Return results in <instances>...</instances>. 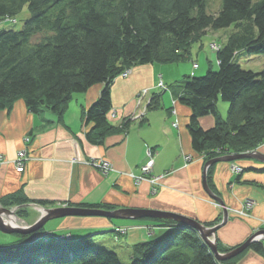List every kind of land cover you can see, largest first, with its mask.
<instances>
[{"label":"trees","instance_id":"1","mask_svg":"<svg viewBox=\"0 0 264 264\" xmlns=\"http://www.w3.org/2000/svg\"><path fill=\"white\" fill-rule=\"evenodd\" d=\"M220 1L218 13L209 15L206 0H0V19L28 11L18 31L0 27V112L11 111L22 100L31 114L47 112L61 122L75 94L101 85L99 97L82 112L85 125L92 124L86 138L101 144L131 121L125 118L118 126L108 121L116 77L137 65L189 60L194 38L233 26L234 32L215 51L217 71L184 76L170 86L182 90L177 99L191 111L186 127L191 147L204 164L218 156L256 151L264 144V69L243 70L237 59L244 54L264 56V0ZM36 36L40 39L32 41ZM219 97L228 103L225 119L216 108ZM158 98L153 95L146 110L157 108ZM207 115L215 119L214 126L202 130L198 119ZM214 166L206 171V183L218 196L211 182ZM26 203L15 194L1 199L0 207L16 208L22 220ZM219 219L202 225L215 227ZM145 220L165 231L134 243L129 264H234L247 250L264 256V242H252L242 254L219 263L193 228L166 219ZM42 232L16 234L14 243L0 245V264H122L116 252L94 244L93 234L67 240ZM215 247L219 254L236 249L220 247L217 241Z\"/></svg>","mask_w":264,"mask_h":264},{"label":"crops","instance_id":"2","mask_svg":"<svg viewBox=\"0 0 264 264\" xmlns=\"http://www.w3.org/2000/svg\"><path fill=\"white\" fill-rule=\"evenodd\" d=\"M163 67L159 63L137 65L130 68L126 77L118 76L113 80L110 102L116 117L108 119L112 125L118 126L130 115L143 113L142 109L153 95H159V106L145 109L140 119L129 121L125 130L109 134L98 145L86 138L92 124L85 125L82 112L99 97L101 85H95L85 94L74 95L61 122L47 112L31 114L22 100L16 101L11 111H1L0 157L4 161L0 165V200L15 194L27 200L22 206L27 225L37 220L41 210L64 205L155 210L188 217L201 224L216 222L220 217L219 224L222 209L203 189L204 162L192 150L186 129L191 111L178 102L177 96L182 90L170 86L184 76H194L200 66L194 69L191 64L189 73L180 78L168 77L166 71L169 70ZM160 83L163 88L159 87ZM144 90L147 95L136 109L135 100ZM198 120L202 130L213 127L215 122L210 115ZM23 149L27 160L24 171L17 173L13 159ZM256 151L264 154V144ZM150 159H153L152 171L145 176L141 167ZM99 160L111 164L108 174L103 175L88 164ZM234 165L244 169L240 176L231 172L229 162H219L213 167L211 182L218 196L214 195L221 199L228 212L240 210L246 200L255 205L248 218H238L229 212L227 222L214 234L215 242L228 250L238 248L257 230L264 229V170H261L264 163L245 159ZM153 176L163 178L151 185L149 179ZM137 178L142 180L136 183ZM36 201L47 202V205L32 204ZM140 221L144 223L127 227L130 232L120 236L118 243L124 239L130 249L134 243L155 238L165 231L153 221ZM123 226L105 218L66 217L48 221L42 233L78 238L110 232L113 239L114 228ZM146 227L152 231H147ZM234 264H264V256L247 250Z\"/></svg>","mask_w":264,"mask_h":264},{"label":"rangeland","instance_id":"3","mask_svg":"<svg viewBox=\"0 0 264 264\" xmlns=\"http://www.w3.org/2000/svg\"><path fill=\"white\" fill-rule=\"evenodd\" d=\"M220 4H221L220 0H206L205 12H207V14H209V15L210 14H217L218 13L217 11L220 8ZM27 17H28V11L26 9H23V12L21 14H18V16H16L15 18H9L10 19L9 22H4L3 19H0V27H4V28L10 27L11 29L18 31L22 27V23H23L22 20H24ZM232 32H234L233 26L228 27V28H221L219 30L210 29V30H207L204 34L200 35L199 38H194L192 40V42L190 43L191 46H190V49L188 52L189 60L181 61L179 64H169V65L165 64L164 65L163 68H165L166 70H169V71H166V74L168 72V77H170V76H174L173 78L182 77V75L184 73H189V71L191 70V64L193 66V64H195V63L198 66H200V69L196 70V74L194 75V77H202L203 75L206 74L208 69H211L213 71H217L218 65H217V60H216V55H215L216 54L215 48L219 49L222 45H224V43L226 42V39L232 34ZM39 39H40V36H36L32 41L36 42ZM214 46H215V48H214ZM237 62H238V64H240V66L243 70L244 69L250 70L253 73L261 72L264 69V56L263 55L249 56V55L244 54V55L240 56V58L237 59ZM193 68H194V66H193ZM194 69H196V68H194ZM161 88H163V87H161ZM175 89L177 91H181V88H179V89L175 88ZM75 96H76V94H75ZM149 103H150V98H149V102L146 103V109H147V106L149 105ZM216 108H218L219 113H221L223 116V119H225V117L227 115V111H228V103H226L225 101L223 102L221 97H219ZM227 155H231V154H227ZM227 155H224V156H227ZM224 156H218V157H224ZM201 157L203 159V156H201ZM216 158H214V159H216ZM230 164L234 165L235 162H230ZM205 165H206V163L204 164V167H205ZM209 167L206 168V171ZM11 211H13V213L15 212L14 209H12ZM15 217H16V223L20 227L21 226L25 227V225H27V223L25 222L26 219H24V218L22 220L18 219L16 216V213H15ZM4 218L7 220L6 216ZM95 218H99V217H95ZM101 218H103V217H101ZM110 221H112V220H110ZM113 221L119 225H122V226L124 225L122 228L121 227L114 228V230H116L117 232L113 236V239H111L112 237H111L110 232H106V233L102 234V236L93 237V239H94L93 242L97 247H100V248L105 247L110 251L116 252L118 257H119V260L122 264H129L128 259L131 255V252L128 251L129 248L125 245L126 241L124 239L121 240L122 243H118L119 236L117 234L122 235V236H123V234H128L131 229H129L127 227H129V226L132 227L134 225H139V224L142 225V223H144V221H140V220H133V221L113 220ZM263 227H264V225H263ZM123 229L125 230V232L123 234H121L120 230H123ZM146 229H147V231H150V230L152 231L151 228L148 229L146 227ZM262 229H260L258 231H262ZM14 238H16L15 235H7V234L4 235L0 232V245H5L6 242L12 241ZM212 238L214 239V237H212ZM258 238H259V242L262 243V240L264 241V236H259ZM113 245H116V247H114Z\"/></svg>","mask_w":264,"mask_h":264},{"label":"water","instance_id":"4","mask_svg":"<svg viewBox=\"0 0 264 264\" xmlns=\"http://www.w3.org/2000/svg\"><path fill=\"white\" fill-rule=\"evenodd\" d=\"M245 159H253L257 161H261L264 163V154H261L260 152L258 153L257 151H251L248 153H241L237 155H227L224 157H217L216 159L209 160L206 162V165L203 170V176H202V184H203V189L206 194L215 202L216 204H219V206L222 209V215L223 218L221 222L216 225L215 227L211 228H206L203 226L201 223L198 221L196 222L195 220H192L190 218H186L180 215H175L172 213L168 212H159V211H149V210H137V209H117V210H111V211H106L103 209H96V208H84V207H58V208H47L41 210V215L37 218L36 221L33 222L31 225H27L25 227H20L16 226L13 227L11 225L6 224L3 221V217H5V214H13V211L9 209H3L0 207V232L4 235H23L26 236L27 234H32L35 232H38V230L43 229L47 224L48 221L50 220H58V218H69V217H103L108 220H144V219H160V220H171L174 222H179L185 226H189L196 230L200 237L206 242L207 246L210 248L214 258L221 263L224 261L231 260V258H234L245 250H247L252 244V242H259V236H264V229L262 231H257L254 234H252V237L247 239L244 243H242L238 248L231 250V252L226 253V254H219L217 251V247H215V241L212 238L216 231L223 226L227 220H228V215H227V209L225 207V204L221 201L219 197H216L214 194H212L208 188V185L206 183V168L212 165H216V163L219 162H238V160H245ZM60 237V236H59ZM58 237V238H59ZM63 237V236H61ZM66 237V236H65ZM69 238V237H67ZM213 239V240H212Z\"/></svg>","mask_w":264,"mask_h":264},{"label":"built area","instance_id":"5","mask_svg":"<svg viewBox=\"0 0 264 264\" xmlns=\"http://www.w3.org/2000/svg\"><path fill=\"white\" fill-rule=\"evenodd\" d=\"M3 20H4V22H9L10 21L9 18L3 19ZM214 48H215V46H214ZM216 49L217 48H215V50ZM193 66H194V68H197V66L195 64H193ZM127 74H128V72H124L120 76L121 77H126ZM159 87H163L162 83L159 84ZM146 95H147V91L146 90H144V91H142V92H140L138 94V96H137V98L135 100L136 101V109H139L140 105L143 102L142 99ZM145 109H146V107L142 109L143 110V113H141V114L139 113V115H137V116L135 114H132V115L129 116V118L132 119V120L133 119H140L144 115ZM115 117H116V114L113 111H110L109 119H112L113 120ZM173 126H177V124L176 123H173ZM26 160H27V158H26V155H25V151L24 150L21 151V152H19L17 154L16 158L13 161L14 167H15V170H16L17 173H22L24 171L23 168H24V163H25ZM3 161H4L3 159H0V165L3 163ZM88 164L91 167H94L95 169H97L98 171H100L103 175L108 174L111 171V169H112L111 164L108 163L107 161H104V160L90 161ZM152 167H153V159H150L145 164H143V166L141 167V173L143 175H145V176L149 175L151 173V171H152ZM231 172H233L234 174L238 175L239 173L242 172V168L240 166L231 165ZM162 178L163 177H161V176L160 177H154L153 176V177H151L149 179V183L151 185H156V184L159 183V181ZM141 180H142V178H137L136 179V183L137 182H140ZM254 205H255V203L253 201L246 200V201L243 202V205L240 208V210H230L229 212L232 213V214H234L238 218H240V217H242V218H248L250 216L249 212L253 208ZM124 232H125L124 229L123 230H120V233L121 234H123ZM59 238L60 239L65 238L67 240L69 239V238H67L65 236H63V237L60 236Z\"/></svg>","mask_w":264,"mask_h":264},{"label":"bare ground","instance_id":"6","mask_svg":"<svg viewBox=\"0 0 264 264\" xmlns=\"http://www.w3.org/2000/svg\"><path fill=\"white\" fill-rule=\"evenodd\" d=\"M130 71V69H128L126 72H129ZM141 106V105H140ZM142 111V110H141ZM132 120V119H131ZM134 120V119H133ZM24 150V149H23ZM18 154V153H17ZM17 156V155H16ZM16 158V157H15ZM14 158V159H15ZM0 159H3V157H0ZM14 159H13V161H14ZM91 167V166H90ZM94 168V167H93ZM119 210V209H118ZM5 216H6V218H7V220L3 217V221L6 223V224H8V225H11V226H13V227H16V226H19L17 223H16V217H15V215H13V214H5ZM258 231V230H257ZM256 231V232H257Z\"/></svg>","mask_w":264,"mask_h":264}]
</instances>
